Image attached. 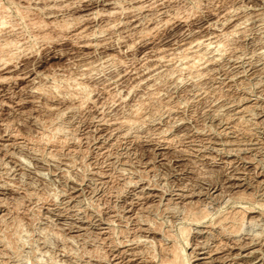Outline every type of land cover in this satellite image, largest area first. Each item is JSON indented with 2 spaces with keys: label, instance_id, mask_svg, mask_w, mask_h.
<instances>
[{
  "label": "rangeland",
  "instance_id": "374dc122",
  "mask_svg": "<svg viewBox=\"0 0 264 264\" xmlns=\"http://www.w3.org/2000/svg\"><path fill=\"white\" fill-rule=\"evenodd\" d=\"M0 264H264V0H0Z\"/></svg>",
  "mask_w": 264,
  "mask_h": 264
},
{
  "label": "bare ground",
  "instance_id": "6f19581e",
  "mask_svg": "<svg viewBox=\"0 0 264 264\" xmlns=\"http://www.w3.org/2000/svg\"><path fill=\"white\" fill-rule=\"evenodd\" d=\"M16 42V41H15ZM9 43V42H8ZM63 142V141H62ZM194 217H196L195 215H194ZM200 217V216H199ZM237 217H239V216H237ZM197 219H198V217H197ZM226 220V219H225ZM224 219H223V221H225ZM197 222V221H196ZM220 222H222V221H220ZM219 224V223H218ZM234 228V227H233ZM187 230V229H186ZM191 231V230H190ZM185 232V231H184ZM219 237V236H218ZM227 242V241H226ZM220 243V242H219ZM240 247V246H239ZM225 250V249H224ZM211 252V251H210ZM219 252V251H218ZM152 254V253H151ZM174 254V253H173ZM175 255H177L178 256V254H176V252H175ZM173 256V255H172ZM171 256V257H172ZM179 257H180V255H179ZM179 257H178V259H179ZM181 258V257H180ZM177 258H173V260H176ZM176 262H178V260H176ZM180 263V262H179Z\"/></svg>",
  "mask_w": 264,
  "mask_h": 264
}]
</instances>
